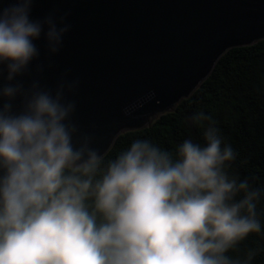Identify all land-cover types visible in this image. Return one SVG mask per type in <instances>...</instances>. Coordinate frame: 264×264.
<instances>
[{
	"label": "clouds",
	"instance_id": "obj_1",
	"mask_svg": "<svg viewBox=\"0 0 264 264\" xmlns=\"http://www.w3.org/2000/svg\"><path fill=\"white\" fill-rule=\"evenodd\" d=\"M33 4L0 9V264H253L264 249L241 245L264 239V186L234 171L213 116L186 118L200 141L136 138L106 159L73 121L78 80L23 81L36 42L54 56L71 27Z\"/></svg>",
	"mask_w": 264,
	"mask_h": 264
},
{
	"label": "water",
	"instance_id": "obj_2",
	"mask_svg": "<svg viewBox=\"0 0 264 264\" xmlns=\"http://www.w3.org/2000/svg\"><path fill=\"white\" fill-rule=\"evenodd\" d=\"M53 11L67 13L70 30L54 56L36 42L40 57L23 81L54 89L61 77L78 80L73 121L104 156L119 135L190 98L230 49L264 40V0H34L31 16Z\"/></svg>",
	"mask_w": 264,
	"mask_h": 264
},
{
	"label": "trees",
	"instance_id": "obj_3",
	"mask_svg": "<svg viewBox=\"0 0 264 264\" xmlns=\"http://www.w3.org/2000/svg\"><path fill=\"white\" fill-rule=\"evenodd\" d=\"M197 110L213 116L238 153L234 171L241 178L248 177L254 186H264V40L230 49L190 98L150 127L119 135L105 158H114L136 138H147L166 150H173L184 139L202 140L201 129L185 124ZM254 247L264 249V239L250 237L241 245V252ZM253 264H264V251Z\"/></svg>",
	"mask_w": 264,
	"mask_h": 264
}]
</instances>
